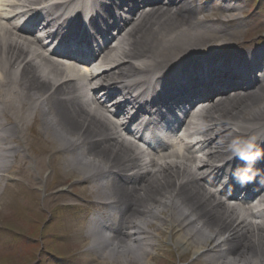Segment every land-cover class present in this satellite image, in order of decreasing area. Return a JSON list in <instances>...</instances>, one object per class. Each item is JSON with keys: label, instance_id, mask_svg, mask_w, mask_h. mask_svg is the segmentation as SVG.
Listing matches in <instances>:
<instances>
[{"label": "bare ground", "instance_id": "obj_1", "mask_svg": "<svg viewBox=\"0 0 264 264\" xmlns=\"http://www.w3.org/2000/svg\"><path fill=\"white\" fill-rule=\"evenodd\" d=\"M38 1L0 0V172L10 174L11 165L6 164V159L20 151L12 147L19 133H22L26 145L33 144L25 134L27 125H33L37 134L46 132L52 141L53 138L57 139V151L49 154V161L54 166L59 168L58 163L62 162L65 171L76 176L83 184L98 177L106 182L97 185L100 203L110 206L111 211L120 217L119 232H111L109 237L102 238L98 243L95 238L99 233L91 223L86 226L87 256L93 255L90 260H96L101 250L109 253L110 261L119 263L118 259L121 258V263L133 264L136 260L128 255V247L139 245L141 255L147 257L150 248L154 249L157 236L165 230L171 232L175 226L178 231L176 245L182 247L183 252L194 250V255H197L214 251L204 264H264V195L260 193L264 191V183L260 186L264 176L258 177L257 184L253 185L254 192H257L254 198H258L256 206L261 209L257 212L260 223L252 225L246 222L247 216L239 215L241 212L236 207V199L224 200L225 195L219 191L222 184L215 186L206 175L210 171L209 175L213 177L229 166L224 162L227 138L238 135L246 141L242 135L247 133L246 137L251 141L248 148L253 142L264 141V75L253 87L238 83L243 80V75H253V67L263 63L264 58L256 53L228 52L238 45L235 39L241 26L240 18L232 15L225 17L228 19L226 21L216 19L219 27L214 28L209 16L202 22L196 20L205 8V4L196 5L198 0H138L132 13L125 12L115 18L116 14H111L105 6L97 11L100 7L98 0H90L89 9L99 14L98 21L103 24V30L109 31L113 27L117 35L112 37L114 46L107 45L99 54L98 62L78 69L71 64L56 63L43 53L37 56L38 62H34L32 59L37 51L46 48L42 36H33L31 32H34L28 30L17 31L16 25L8 21ZM68 1L59 0L57 6L53 7L42 6L46 20H38L35 26L42 27L43 35L52 38L51 32L62 27L60 21L63 13L72 8ZM70 4L78 10L86 8L89 0H70ZM144 6L150 9L144 11ZM232 11H240V7L230 6L226 9L227 13ZM100 12L110 15L101 16ZM26 14L31 18L35 16L29 10ZM211 14L216 16L213 12ZM105 17L112 20L111 25L107 24ZM220 38L223 42L216 44L207 57L211 56L215 62H223L225 69L215 67L211 77L213 85L210 82L202 86V81L194 79L190 69L200 67L204 61L194 64L191 58L196 55L195 51L202 50L203 42H217ZM156 48L175 55L176 68L172 71L177 74L167 81L171 92H178L180 87L189 97L198 100L197 103H201V100L211 101L206 97L213 91L216 97L225 96L223 100L220 98L210 103V108L198 105L202 107L194 110L189 117L185 116L183 121L184 138L191 140L190 136L196 134L200 138L211 139L207 136L210 133L215 139L209 141L208 147L216 144L224 150L211 148L212 152L198 160L196 152L201 150L200 143L193 146L185 142L182 149L181 142L185 141L182 137L181 141L177 139V144L157 147V151L163 152L159 163L152 162L153 155H150L149 162L143 165L140 152H136L133 144L116 140L120 123L121 126L127 123L144 124L141 119L144 109L137 107V113L133 115V108L141 100L148 101L150 94L141 90L136 81L144 79L140 84H146L150 76L151 82L160 76L154 67L159 55L151 54ZM217 50L226 53L218 55ZM16 66V72L6 71ZM242 68L241 80L239 72L233 70L241 71ZM133 70L134 77L130 75ZM99 71L103 73L96 75ZM71 78L81 82L87 79L89 87L101 89L105 85L106 88L96 96L112 102L107 106L119 116L111 119L109 110L95 96L90 99L81 96L78 84L60 86L44 102L39 100L47 96L50 85ZM134 78L133 83L131 80ZM18 81L20 86L15 87ZM222 86H228V89L236 87L243 94L235 92L229 98L226 95L229 90ZM254 87L257 88L255 92L251 90ZM13 90H16L17 96H12ZM208 90L211 91L206 92ZM133 91H138L139 96L128 97ZM114 95L123 100H115ZM80 98L84 101L83 106ZM251 111V114L246 113ZM218 116L221 117L215 120ZM8 117L12 126L3 128L1 119ZM121 118H125L126 122H121ZM202 120L205 121L202 125L210 121H216V124L207 128V125H201ZM235 126L237 132H232L231 127ZM37 142L40 144L41 140ZM48 143L47 147H42L43 153L52 146ZM171 147L175 148L174 151H167ZM26 165V161H21L18 166L20 173L27 172ZM36 167L40 170L39 175L45 170L41 166ZM114 173L122 175L121 183L115 179L108 181L109 175L116 176ZM64 178L61 177L62 180ZM132 202L138 206H132ZM123 226L126 231L120 233ZM113 254L118 256L114 258Z\"/></svg>", "mask_w": 264, "mask_h": 264}, {"label": "rangeland", "instance_id": "obj_2", "mask_svg": "<svg viewBox=\"0 0 264 264\" xmlns=\"http://www.w3.org/2000/svg\"><path fill=\"white\" fill-rule=\"evenodd\" d=\"M246 1L255 7L251 12L254 22L242 31V35L250 33L249 36L263 39L264 0L258 4L257 0ZM246 113L251 114L252 111ZM33 127L30 125L26 129L29 140L33 142L32 150L30 154L26 151L20 153L22 161L27 162V172H23L22 177L17 168L8 178L0 179V264H132L121 263V258L119 263L110 261L107 252L101 250L96 260H90L91 254L87 256L83 227L92 211L97 209H86L83 204L97 198L96 191L92 189L96 187L80 186L76 176L61 166L62 162L58 163L60 169L49 162V154L59 147L57 139L52 141L46 132L37 134ZM37 140H41L40 144ZM47 141L52 146L43 153L42 147H47ZM36 165L45 169L41 175ZM61 177H65L64 180ZM87 194L90 198L86 197ZM68 204L72 206L66 208ZM56 206L61 210L55 211L51 218L50 212ZM176 231L177 228L174 234L167 230L159 234L147 257L143 258L139 245L128 247V255L136 260L133 264H204L206 257H196L194 250L183 252V248L176 245ZM113 255L114 258L118 256Z\"/></svg>", "mask_w": 264, "mask_h": 264}]
</instances>
